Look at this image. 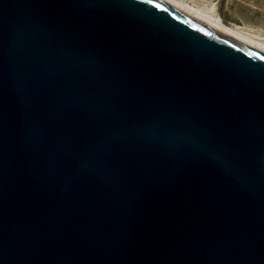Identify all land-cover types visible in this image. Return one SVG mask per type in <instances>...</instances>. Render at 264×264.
I'll return each mask as SVG.
<instances>
[{"label":"water","instance_id":"water-1","mask_svg":"<svg viewBox=\"0 0 264 264\" xmlns=\"http://www.w3.org/2000/svg\"><path fill=\"white\" fill-rule=\"evenodd\" d=\"M0 264H264V51L165 0H0Z\"/></svg>","mask_w":264,"mask_h":264},{"label":"rangeland","instance_id":"rangeland-1","mask_svg":"<svg viewBox=\"0 0 264 264\" xmlns=\"http://www.w3.org/2000/svg\"><path fill=\"white\" fill-rule=\"evenodd\" d=\"M201 9L213 10L227 26L243 27L264 40V0H182Z\"/></svg>","mask_w":264,"mask_h":264},{"label":"bare ground","instance_id":"bare-ground-1","mask_svg":"<svg viewBox=\"0 0 264 264\" xmlns=\"http://www.w3.org/2000/svg\"><path fill=\"white\" fill-rule=\"evenodd\" d=\"M165 1L195 15L196 17L264 51V40L263 39H260L258 36L252 35L249 31H247L243 27L225 25L222 22L221 18L217 16L213 12V10L201 9L196 6L194 7L192 5L185 3L182 0H165Z\"/></svg>","mask_w":264,"mask_h":264}]
</instances>
